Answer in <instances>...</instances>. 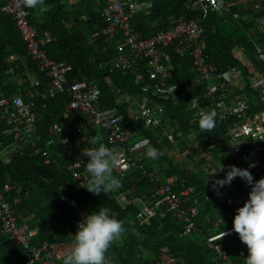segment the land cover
<instances>
[{
  "label": "trees",
  "instance_id": "trees-1",
  "mask_svg": "<svg viewBox=\"0 0 264 264\" xmlns=\"http://www.w3.org/2000/svg\"><path fill=\"white\" fill-rule=\"evenodd\" d=\"M150 1V10L135 14L129 19L130 26L138 32L141 38L166 29L180 15L191 18L196 14L185 9L188 0ZM45 2L49 5V10L44 15L47 18L35 24L40 31H46L54 38V42L46 47L47 56L70 65L71 70L66 77L69 84L82 79H92L99 89L100 107L109 109L119 118L121 117L119 121L121 129L134 131L138 136L148 138L149 146L163 153L157 159L152 160L156 164L159 162L167 164L165 168L155 171L150 162L145 159L142 161L144 175H141L138 170L125 173L114 170L113 175L121 180V187L114 190L113 195L119 193L125 200L142 195L147 198V201H153L155 200L151 196L153 190L167 183L174 194L183 188L192 187L197 194L204 192L212 196L213 193L207 192L208 186L203 183L204 180L196 177L197 174L193 172V168L199 169L205 162L206 156H211V153L215 156L217 163L223 167L224 173L215 175V179L208 178L210 182L214 183L219 178V180L224 179L229 166L243 169V166L251 162L252 158L257 160L260 167L259 173L252 176L264 178V142L257 144L243 139L236 141L235 144L228 142L227 129L231 124V118H221L218 115L215 129L208 132H202L198 123L194 122L198 120L194 118L195 111L214 109V107L205 99L204 84L197 80L185 55L177 56L167 49V55L162 62L168 67L169 77L166 79V84H173L177 88L172 99L164 101L149 97L151 101L149 104L161 105L164 108L165 129L173 132L175 140V145L172 146L161 137V126L142 128L140 122L132 120L126 111L125 103L115 93V90L119 89L120 95L138 98L140 96L139 87L145 82V77L140 75L142 70L133 75L118 70H109L107 67H97L98 63H108L113 58L115 44L119 41L117 36L111 39L104 36L102 33L104 24L99 18V13L89 12L87 20L81 22L78 14L65 10L59 1L46 0ZM101 7H103V0ZM27 11L29 13L30 9ZM261 14L262 11L257 16ZM29 16L33 21L34 18L30 13ZM245 17L238 15L235 19V13L230 8L222 15L208 13L203 23L202 54L218 72L237 68L240 70L241 77L243 74L246 75L244 66H241L240 61L234 58L235 49L248 55L253 62L252 65L256 68L255 72L264 71V31L257 33L252 23L253 20ZM224 20L233 22L232 32L228 34L223 31V27L216 26V22L220 24ZM68 23L71 24L72 30L66 29ZM143 23L152 27L147 35L141 32L142 26L144 27ZM75 25L86 26L76 30ZM238 26L242 28L241 35L237 34ZM248 32L250 33L247 34ZM9 53L23 55L24 47L10 19L0 12V87L7 99L19 95L23 102H32V111L41 114L35 124V135L39 141L34 148L41 147L47 135V127L51 123L61 125L66 133L80 126L84 120L80 114L74 112L64 114V107L69 101L65 94L43 100L33 93L24 96V88L16 86L11 76L1 74L3 59ZM27 67L41 82L36 91L43 92L46 79L34 69L31 62L27 61ZM249 82L248 75L246 84L243 83L245 91H231V98L227 100V103L242 98L243 93L247 92L246 87ZM190 99L196 101L195 110H187V102ZM246 102L251 105L249 113L256 109L264 110L262 101L260 103L252 101L249 97ZM252 103L256 106L252 107ZM170 104L171 108L167 111ZM232 119V122H236V118ZM4 127V121L0 120V141L6 145L10 143V139L2 136L1 132ZM189 133H192L190 141L186 139ZM183 139L188 142H184ZM167 144L170 148L168 152L165 148ZM77 145L76 138H70L64 148L71 150ZM195 145L196 149L190 151ZM206 146H212V148L203 151ZM172 147L178 150L173 152ZM34 148L25 146L20 154L11 156L8 164L0 161V194L10 204L13 197L19 198V202L14 206L15 214L20 217H31V228L36 230L32 241L35 245L46 242L51 250L59 246L61 250L69 251L73 244L72 236L78 231V213L84 211L86 214H91L100 207L106 206L112 210V215L117 220L125 222L126 228L122 237L115 241L106 253L110 261H116L119 264H153L157 249L165 247L175 256L184 255L181 264H212L214 253L205 248L204 237L211 235L213 226L208 222H212L210 221L213 216L212 212L219 207L213 197L208 202H204L200 197L197 198L199 212L193 219L194 228L187 236L181 235L182 223L170 213H165L162 218H159L157 213L147 223L138 225L134 220L135 206L120 207L116 199L107 197L104 191L98 196L75 189L69 173L62 168L65 158L60 157L57 163L44 164L42 158L33 152ZM197 153L199 154L195 157L194 154ZM189 159H193L191 164L187 163ZM157 173L162 177L157 178ZM171 179L173 181L168 183ZM255 181L253 178V182ZM4 185H9L11 191H3ZM16 189H19L18 193H15ZM178 199L180 200L181 197ZM160 210L163 211L164 208ZM220 213L217 214L229 218L230 222H233L236 215L230 209L221 210ZM219 244L226 251L232 264H244L248 250L235 232L221 239ZM243 248L247 253L243 252ZM55 260V264H59L60 261ZM0 264H23L21 249L12 246L3 237H0Z\"/></svg>",
  "mask_w": 264,
  "mask_h": 264
},
{
  "label": "built area",
  "instance_id": "built-area-1",
  "mask_svg": "<svg viewBox=\"0 0 264 264\" xmlns=\"http://www.w3.org/2000/svg\"><path fill=\"white\" fill-rule=\"evenodd\" d=\"M1 12L9 18L15 31L23 44L24 54L12 53L3 59L2 74L11 75L18 85L24 88V96L33 93L40 99L54 98L57 95L65 94L68 104L64 107V114L74 112L83 117L80 126L64 132L62 126L51 123L47 127V135L42 141L41 147L34 148L39 138L35 135V124L41 116L31 109L32 102H23L19 95L11 96L8 99L4 96L0 87V120H3L5 127L1 134L10 139V143L3 145L0 141V161L8 164L13 154H20L25 146L34 148L33 152L38 154L44 164L57 163L60 157H70V160L63 162L65 168L74 181L75 189L84 190L87 184L88 175L84 166V158L81 148L72 151L58 147L67 145L70 138H76L77 143L86 145L89 143L90 133L100 137L99 143H103L112 151L121 155L122 163L115 168L119 173L138 170L141 175L145 174L142 168L141 151L145 153L149 146L146 137L138 136L134 131L121 129L119 117L111 110L101 108L98 103L99 89L92 79H82L69 84L67 74L71 67L65 62L56 61L47 56L46 47L54 42L46 32L40 31L29 18V13L17 0H1ZM233 3L227 0H188L185 9L195 12L191 18L180 15L175 22L164 30L141 38L137 31L130 26V17L135 14L145 13L151 9L150 0H103V7L99 12V18L104 24L102 33L108 39L118 37L115 44V54L108 62H100L97 67H107L109 70H118L128 74H137L142 70L141 76L145 82L139 87L138 98L128 95H120L119 89L115 93L120 96L126 105V111L132 120L140 122L142 128L160 127L161 137L169 145L174 146L173 132L165 129L164 108L161 105L149 104V97L156 100L169 101L172 99L177 88L171 94V84H166L169 77L168 67L163 64V59L170 49L174 55H185L190 62V69L198 81L204 84V97L214 107L221 118L230 119L227 136L228 142L235 144L236 141L261 140L264 138V112L257 111L249 113L248 104L238 98L227 103L231 98L230 87L241 79L240 70L237 68L218 72L202 54L201 44L203 39V23L208 13L221 14L227 12ZM254 29L257 33L264 31V16L255 20ZM32 63L34 69L43 75L46 84L39 93L36 89L41 82L27 67V61ZM250 92L255 93L258 98L264 100V82L257 79L254 83L248 84ZM171 102V101H170ZM171 104L167 107V111ZM196 101L190 99L187 102V110H195ZM194 112V118L198 119ZM236 118V122H232ZM240 120V121H238ZM192 134V133H191ZM128 143L131 139H133ZM136 138V139H135ZM67 143H63V141ZM98 147V144H95ZM211 146H206L210 149ZM78 151V152H77ZM203 153V151H202ZM199 154V153H197ZM194 157V156H193ZM210 161V158H209ZM244 168L253 173H258L259 168L256 160L252 158ZM193 159L187 160L191 164ZM210 163L203 165L202 170L208 172ZM250 165H255L250 167ZM220 166L213 168L216 176L222 173ZM212 171V170H211ZM149 176V175H148ZM215 179V176H210ZM169 184L156 187L151 196L155 200L147 201L144 196L125 200L122 197L113 195V191H104L109 198L122 200L125 205L135 206L134 220L137 224L148 222L155 217H164L170 213L177 221L182 223L181 235H188L193 228V218L198 213V201L194 197L193 188H183L177 194L171 191ZM3 191L10 192L11 187L4 185ZM19 189L15 190L18 193ZM216 203L225 208L237 209L243 207L248 200L245 188H238L234 184L225 187H213L209 190ZM111 195H109V193ZM178 197H181L179 200ZM204 201L209 199L208 193L201 194ZM19 198L13 197L11 204L3 199L0 194V237L15 247L21 249L23 264H55L54 252L49 249L46 242L35 245L32 241L35 238L36 230L31 228V217H20L15 214L14 206ZM160 208H164L163 211ZM86 213H78V224L83 221ZM227 233V231L225 232ZM204 245L214 253L212 264H231L226 251L219 244V233L209 235L205 238ZM183 254L173 255L165 247H159L156 251L154 264H181ZM111 264H119L111 261Z\"/></svg>",
  "mask_w": 264,
  "mask_h": 264
},
{
  "label": "clouds",
  "instance_id": "clouds-1",
  "mask_svg": "<svg viewBox=\"0 0 264 264\" xmlns=\"http://www.w3.org/2000/svg\"><path fill=\"white\" fill-rule=\"evenodd\" d=\"M0 4H2L1 0H0ZM17 4L22 5L26 9L38 10L42 13L48 10L45 4V0H17ZM257 15L252 19L253 20L252 23L254 26H255V20L264 16V10L262 11L261 15L259 16ZM257 79H262L264 82V78H262L261 75H257L253 79V81H250L249 83L250 84L254 83ZM237 83L235 82V87L236 88L240 87L241 91H245V86L243 85V83L242 82L241 84H239V82ZM246 88H247L246 91L249 92L250 95L253 97L251 98L253 99L252 101H254L255 99L257 100V102L259 101V103L261 101L264 102V100L258 98V96L255 93L250 92L248 87ZM174 90H175V85H172L170 89L171 94L174 92ZM240 99L244 100L243 97ZM244 101L246 102V100ZM248 106L250 109L251 105L248 104ZM255 106H256L255 103H252V107ZM257 111L264 112L263 109L261 110L256 109L254 112ZM197 117L198 120L194 122L198 123V127L202 132H208L215 129L217 117H218V113L215 109H209V110L200 109V111L197 113ZM119 119L121 120V117ZM99 140L100 137L95 136V132H93L90 133L89 135V141H90L89 143H87L86 145H80V143H78V145L75 147V149L77 147L81 148L80 152L83 155L84 166L86 169V173L88 175L86 187L83 188H85L88 192L98 196L101 194L102 191H113L121 187V180L113 175V171L122 163L121 155L119 153L112 151L111 149L106 147L103 143H99ZM262 140H264V138L261 140H248V141L250 142L252 141L258 144V143H262L263 142ZM63 143H67V141L65 140L63 141ZM95 144H98V147ZM174 145H175V140H174ZM64 146H60L58 147V149L59 150L65 149ZM172 148L176 150V147H172ZM210 148H212V146ZM72 150L74 149L72 148L70 151ZM204 150L206 151L209 149L204 148L203 151ZM199 153H201V151ZM146 155L149 159H157L160 155H163V153L157 150L156 148L148 147L146 151ZM194 156L196 157L198 156V154H194ZM62 157H64L65 160H70V157H65V156ZM206 163H210L209 165L211 167V169L208 172H204L202 170L203 165ZM249 163L245 165H248ZM217 166H220L218 169L221 170L222 171L221 174H223L224 173L223 167L219 163H217V161L211 159L210 155L209 156L207 155L205 162L201 165L199 170L203 171L206 174L207 173L210 174L209 176H215L217 171L214 173L213 168ZM244 166L243 169L237 168L235 166H229L228 170L225 172L224 179L216 180L212 185L213 190H216L217 187L222 188L224 186L234 184L238 188L241 189L245 188L246 189L245 194L248 196V200L244 203L243 207L237 209V211L235 209L233 210L228 207L225 208L221 204L216 203V205L219 206L218 209L220 210V212L221 210L226 211L230 209L236 215L233 218V227L231 229L225 231H219L213 234L219 233V241H220L228 234L235 232L238 235L240 241L244 245H246L248 250L247 258L244 259V264H264V178H261L258 181L253 182V176L257 175L259 172L255 174L252 171H248L247 169H245ZM254 166L255 165H250V167H254ZM258 168L260 169L259 166ZM63 169L66 170L65 168ZM196 177L201 178V176L199 175H196ZM237 177L241 178L240 181H245V182L238 183L233 181ZM172 181L173 180H169L168 183H171ZM210 189L211 188H208L207 192L211 193L209 191ZM193 193L196 199L200 197L203 200L201 194H203L204 192L197 194L193 189ZM115 195L120 196V198L122 197V195H119V193H116ZM211 197L212 196H209V199L207 201L204 200L203 201L208 202L210 201ZM117 204L120 207L125 206L122 200H118ZM198 208H199V202H198ZM220 212H216V214ZM124 224L125 222L123 220H117L114 217V215H112V210L106 206L100 207L96 212H93L91 214H86L83 221L80 222L77 226L78 231L74 236H72L73 244L71 245L70 250L64 254L62 264H111V261L107 258L106 253L108 252L112 244L115 241L119 240L126 231ZM142 224H138V225H142ZM193 228H194V223H193ZM226 231L227 233H225ZM207 237L208 236L204 237V242H205V238ZM243 250L244 253H247V251H245L244 248Z\"/></svg>",
  "mask_w": 264,
  "mask_h": 264
},
{
  "label": "crops",
  "instance_id": "crops-1",
  "mask_svg": "<svg viewBox=\"0 0 264 264\" xmlns=\"http://www.w3.org/2000/svg\"><path fill=\"white\" fill-rule=\"evenodd\" d=\"M57 1H59V3L61 5H63V8L65 10H67L68 12L73 13V14H78V16H79L78 18L80 19L81 22L82 21L85 22L87 20V16H88L89 12H94V13L98 14L100 12L101 8H102L101 7L102 0H57ZM227 1L229 3H233L231 8H232V11H234V13H235V19H236V17H238V15H242L243 17L246 16L245 17L246 19L248 18V19L251 20L257 14H259L261 11L264 10V0H227ZM45 4L47 6V9L49 10V5L46 2H45ZM31 12L36 14L37 18H34V20H33V22H35V23L36 22H38V23L40 22L41 23L42 21H44L47 18V16H44L46 14V12L42 13V12H40L38 10L30 9V12H29L30 15H31ZM42 19H44V20H42ZM132 22L134 24V21H132ZM143 25H144V27L142 26L143 29L141 30V32H143V33L145 32L144 34L147 35L149 29H151L152 27L149 26L148 24H145V23H143ZM67 26H71V24H69V23L66 24V29H67ZM75 29L78 30L79 29V25H75ZM43 32H46V31H43ZM249 33L250 32H248L247 34H249ZM9 54H12V53H9ZM233 54H234V58H236V59H238L240 61L241 66H244V69H245L247 75H249V80L250 81H253V79L257 75H261L262 78L264 77V71H260V72L256 71L255 72L254 69H256V68H254V66L252 65L253 62L251 61V59L248 57L247 54H245L244 52H240L237 49H235ZM25 60L28 61L27 59H25ZM3 76H8V75H3ZM9 76H11V75H9ZM11 77L13 79V83L16 86L21 87L20 85H18V83L16 82L15 78L13 76H11ZM230 90L231 91H235V90L236 91H241L240 87L239 88L235 87V84L231 85ZM254 101H257V100L254 99ZM183 141L184 142H188L186 139H183ZM262 141L264 142V140H262ZM165 148H166L167 152L170 150V148H168V144L165 146ZM194 149H196L195 146L193 147V149L191 148L190 151L194 150ZM193 172H194V174H197V175L201 176V179L204 180L203 183L206 186H208V188H211L209 186H212L213 182L209 181V179H210L209 175L210 174H208V173L206 174L203 171H200L199 169H194V168H193ZM240 180L241 179L239 177H237L233 181L238 182V183L239 182H245V181H240ZM220 214H215L214 216H211L210 221H212V222H208V223H212V226H213V228L211 229L212 233L229 230V229H231L233 227V222H230L229 218L227 219L225 216H222ZM218 220H222V225L218 224V222H217ZM59 264H62V262L61 263L59 262Z\"/></svg>",
  "mask_w": 264,
  "mask_h": 264
},
{
  "label": "rangeland",
  "instance_id": "rangeland-1",
  "mask_svg": "<svg viewBox=\"0 0 264 264\" xmlns=\"http://www.w3.org/2000/svg\"><path fill=\"white\" fill-rule=\"evenodd\" d=\"M233 12H234V11H233ZM219 15H222V13L219 14ZM31 17H32V18H37V17H36V14H34L33 12H31ZM218 25H220L221 27H223L222 29H223V31H224L225 33L228 34V32H232V25H233V22H232V21H230V20H224V22H223V23H220V24L216 22V26H218ZM85 26H86V25H79V29H82V28H84ZM237 29H238L237 34H238V35H241V34L243 33L242 28L238 26ZM67 30H72V27L67 26ZM231 35H232V34H231ZM239 51H240V50H239ZM240 52H241V51H240ZM247 80H248V75H247V73H246V75L243 74L242 77H241V79L239 80V84H241V82L244 83V84H246L245 82H247ZM237 84H238V83H237ZM249 97H250V99L253 98V97L250 95L249 92H244V93H243V99H244V100H247ZM135 139H136V138H135ZM186 139L190 141V139H192V134L189 133L188 135H186ZM132 140H134V138L131 139L128 143H130ZM176 143H177V141H176ZM176 149H177V148H176ZM171 150L174 152L175 149L172 148ZM177 150H178V149H177ZM175 151H176V150H175ZM169 153H171V152H169ZM139 156H140V158L142 159V161H144L145 159H146L147 161H149L151 167H152L155 171H158V169H163V168H165V167L167 166V164L164 163V162H159L158 164H156V162H154V160L149 159V158L147 157L146 152L143 153V152L141 151V154H140ZM211 159H214V160L216 161V158H215V156H214L212 153H211ZM263 167H264V166H263ZM156 177L159 178V177H162V176H161L159 173H157V174H156ZM263 177H264V175H263ZM253 178H254V180H256V181H258V180L260 179L259 176H257V177H253ZM158 180H160V179H158ZM171 180H172V179H171ZM216 212H219V209H218V208H217L215 211L212 212V215H215ZM217 222H218L219 225H222V220H218ZM220 228H221V227H220ZM52 251L54 252L55 258L58 259L60 262H62V260H63V256H64V254H65L64 252H67V251H63V250H61L59 246H57V247H56L55 249H53ZM60 257H61V258H60Z\"/></svg>",
  "mask_w": 264,
  "mask_h": 264
}]
</instances>
